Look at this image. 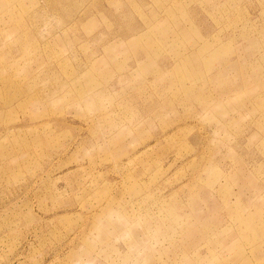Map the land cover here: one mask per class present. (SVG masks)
Instances as JSON below:
<instances>
[{
  "label": "rangeland",
  "instance_id": "374dc122",
  "mask_svg": "<svg viewBox=\"0 0 264 264\" xmlns=\"http://www.w3.org/2000/svg\"><path fill=\"white\" fill-rule=\"evenodd\" d=\"M0 264H264V0H0Z\"/></svg>",
  "mask_w": 264,
  "mask_h": 264
}]
</instances>
